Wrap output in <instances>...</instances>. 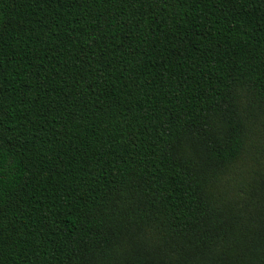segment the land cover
Masks as SVG:
<instances>
[{"label":"trees","instance_id":"16d2710c","mask_svg":"<svg viewBox=\"0 0 264 264\" xmlns=\"http://www.w3.org/2000/svg\"><path fill=\"white\" fill-rule=\"evenodd\" d=\"M0 264H264V0H0Z\"/></svg>","mask_w":264,"mask_h":264}]
</instances>
